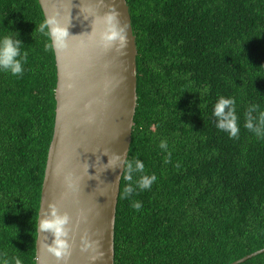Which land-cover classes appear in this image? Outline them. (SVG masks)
I'll use <instances>...</instances> for the list:
<instances>
[{
	"label": "trees",
	"instance_id": "1",
	"mask_svg": "<svg viewBox=\"0 0 264 264\" xmlns=\"http://www.w3.org/2000/svg\"><path fill=\"white\" fill-rule=\"evenodd\" d=\"M126 3L137 104L114 264H231L263 249L264 137L244 125L251 105L259 106L253 116L264 112V0ZM44 21L37 0H0V41L19 39L27 54L21 75L0 69V264H35L55 116V58ZM220 97L236 101L238 138L217 128ZM136 161L144 171L128 181L126 166ZM152 174L157 179L141 190L137 181ZM129 184L135 192L125 196ZM241 264H264V253Z\"/></svg>",
	"mask_w": 264,
	"mask_h": 264
},
{
	"label": "water",
	"instance_id": "2",
	"mask_svg": "<svg viewBox=\"0 0 264 264\" xmlns=\"http://www.w3.org/2000/svg\"><path fill=\"white\" fill-rule=\"evenodd\" d=\"M37 1L44 20L59 13L69 36L66 47H52L55 116L40 191L35 264H114L117 198L137 104V50L128 6L126 0ZM114 12L119 36L107 40V17ZM104 151L121 156L113 161L116 168L104 170L109 160ZM50 203L70 217L66 260L58 261L44 246L54 239L40 230ZM262 253L264 248L231 264Z\"/></svg>",
	"mask_w": 264,
	"mask_h": 264
},
{
	"label": "clouds",
	"instance_id": "3",
	"mask_svg": "<svg viewBox=\"0 0 264 264\" xmlns=\"http://www.w3.org/2000/svg\"><path fill=\"white\" fill-rule=\"evenodd\" d=\"M117 13H113L107 17V22L109 25L108 34L104 37L107 40L116 39L119 36L115 24ZM69 26H65L60 22L59 13H53L50 15L43 24L40 25V30L43 32L48 29L47 35L52 39V43L46 45V50L52 47L57 49H62L66 47V39L69 36L68 31ZM35 30V29H34ZM122 31V30H121ZM123 39V36H120ZM21 41L19 39L13 40L11 37H5L0 41V69L5 71H10L13 76L21 75L23 72V65L21 60L26 59V53L21 55L20 52ZM235 99L234 98H224L220 97L219 100L213 106L212 115L217 119V128L225 131L229 134L230 138H238L239 136V126L238 117L235 113ZM258 105H251L246 113V122L244 127L249 131L253 132L257 136L264 137V112H260L259 116H253L254 112H257ZM161 149L167 150L168 145L166 142L162 141L160 144ZM104 155L109 156L108 163L104 166V170L108 168H116L113 164L114 160H120L121 156L117 154L109 155L107 151H104ZM170 155V153H169ZM168 163V160H165ZM134 171L143 172L144 164L140 161H136L135 167L132 163H128L126 166L125 179L128 181L132 180V173ZM157 179L155 174L145 175L137 181V185L141 190L148 189L151 187L153 182ZM135 192V188L129 184L125 188L124 195L128 196ZM133 207L137 210L141 207L139 203H134ZM49 211L41 220L40 230L46 233H50L54 239L52 244L48 243L44 246L47 251L53 254L57 260H66L70 254V244L68 243L69 228L67 227L70 221V217L67 213L61 214L59 209L55 204L50 203L48 205ZM4 264H8L5 260ZM15 264H21L19 259H16Z\"/></svg>",
	"mask_w": 264,
	"mask_h": 264
}]
</instances>
